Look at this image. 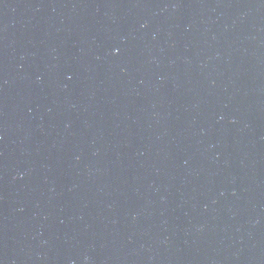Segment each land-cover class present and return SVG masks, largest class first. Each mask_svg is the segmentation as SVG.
I'll list each match as a JSON object with an SVG mask.
<instances>
[{"label":"water","instance_id":"water-1","mask_svg":"<svg viewBox=\"0 0 264 264\" xmlns=\"http://www.w3.org/2000/svg\"><path fill=\"white\" fill-rule=\"evenodd\" d=\"M0 264H264V0H0Z\"/></svg>","mask_w":264,"mask_h":264}]
</instances>
